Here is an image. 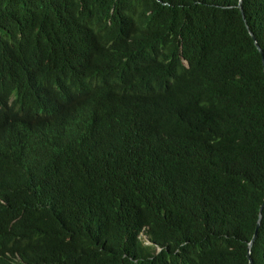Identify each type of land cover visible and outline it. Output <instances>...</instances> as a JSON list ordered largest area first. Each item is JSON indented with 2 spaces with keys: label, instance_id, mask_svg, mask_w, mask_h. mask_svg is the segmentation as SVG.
Here are the masks:
<instances>
[{
  "label": "trees",
  "instance_id": "trees-1",
  "mask_svg": "<svg viewBox=\"0 0 264 264\" xmlns=\"http://www.w3.org/2000/svg\"><path fill=\"white\" fill-rule=\"evenodd\" d=\"M239 3L0 0V264H250L264 0Z\"/></svg>",
  "mask_w": 264,
  "mask_h": 264
},
{
  "label": "water",
  "instance_id": "water-1",
  "mask_svg": "<svg viewBox=\"0 0 264 264\" xmlns=\"http://www.w3.org/2000/svg\"><path fill=\"white\" fill-rule=\"evenodd\" d=\"M242 5H243L242 0H240V3H239V5H238V8L240 9V11H241V13H242V15H243V18H244V20H245V15H244V11H243V6H242ZM246 25H247V24H246ZM247 29L249 30L251 37L254 39V41H255V45H256V47L258 48V50L260 51L262 57H264V51L261 49L260 45H259L258 42L256 41L255 35L251 32V30H250V28H249L248 25H247ZM263 213H264V205H263V207L261 208L260 219H259V221H258V226H257V229H256L255 236H254L252 242L250 243V247H249V259H250V264H254V260H253V258H252V248H253V246H254V244H255L257 238H258L259 231H260V228H261L262 223H263V218H264V214H263ZM159 250H161V248H160Z\"/></svg>",
  "mask_w": 264,
  "mask_h": 264
},
{
  "label": "clouds",
  "instance_id": "clouds-1",
  "mask_svg": "<svg viewBox=\"0 0 264 264\" xmlns=\"http://www.w3.org/2000/svg\"><path fill=\"white\" fill-rule=\"evenodd\" d=\"M146 243H149V239H148V237L146 236ZM160 249V248H159ZM162 250V249H161ZM161 250H158V252H160Z\"/></svg>",
  "mask_w": 264,
  "mask_h": 264
},
{
  "label": "rangeland",
  "instance_id": "rangeland-1",
  "mask_svg": "<svg viewBox=\"0 0 264 264\" xmlns=\"http://www.w3.org/2000/svg\"><path fill=\"white\" fill-rule=\"evenodd\" d=\"M143 238L146 239V236L143 235Z\"/></svg>",
  "mask_w": 264,
  "mask_h": 264
}]
</instances>
